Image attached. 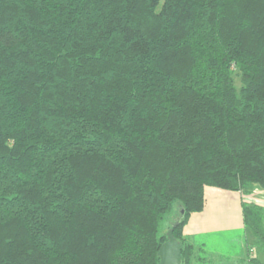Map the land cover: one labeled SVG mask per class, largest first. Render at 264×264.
<instances>
[{
  "label": "trees",
  "instance_id": "trees-1",
  "mask_svg": "<svg viewBox=\"0 0 264 264\" xmlns=\"http://www.w3.org/2000/svg\"><path fill=\"white\" fill-rule=\"evenodd\" d=\"M207 187L264 190V0H0V264H159L170 229L205 264Z\"/></svg>",
  "mask_w": 264,
  "mask_h": 264
},
{
  "label": "crops",
  "instance_id": "crops-1",
  "mask_svg": "<svg viewBox=\"0 0 264 264\" xmlns=\"http://www.w3.org/2000/svg\"><path fill=\"white\" fill-rule=\"evenodd\" d=\"M255 190L244 196L239 191L206 188L203 211L192 214L184 227L185 236L199 249V254L208 240L233 241L242 238L241 232L248 230L243 216V202H256L264 206V190ZM244 249L248 255L249 250L255 247L247 239ZM239 259L242 261V257Z\"/></svg>",
  "mask_w": 264,
  "mask_h": 264
},
{
  "label": "rangeland",
  "instance_id": "rangeland-1",
  "mask_svg": "<svg viewBox=\"0 0 264 264\" xmlns=\"http://www.w3.org/2000/svg\"><path fill=\"white\" fill-rule=\"evenodd\" d=\"M255 189L256 187L253 191L247 194L241 191L239 192L246 196L254 193V191H256ZM178 215L179 207L176 205L173 212L166 214L161 220L160 234L166 233L168 231V226L176 221ZM241 235L242 238L240 240H208L202 247L200 254L199 249L195 246L198 249V254L201 256L200 261L204 262L205 264H247L249 253L248 255H246L244 245L246 244V241L248 239L249 243L253 244V246L255 247L256 256L258 257V260L256 262L254 261L255 264H264V238L257 237L254 232V229L251 226H248V230L246 231V233L241 232ZM261 235H263L264 237V230H262ZM240 257H242V261L241 259H239Z\"/></svg>",
  "mask_w": 264,
  "mask_h": 264
},
{
  "label": "water",
  "instance_id": "water-1",
  "mask_svg": "<svg viewBox=\"0 0 264 264\" xmlns=\"http://www.w3.org/2000/svg\"><path fill=\"white\" fill-rule=\"evenodd\" d=\"M159 264H181V244L173 234V229L168 231V240L159 249Z\"/></svg>",
  "mask_w": 264,
  "mask_h": 264
},
{
  "label": "built area",
  "instance_id": "built-area-1",
  "mask_svg": "<svg viewBox=\"0 0 264 264\" xmlns=\"http://www.w3.org/2000/svg\"><path fill=\"white\" fill-rule=\"evenodd\" d=\"M254 257H256L255 249H250L249 250V258H254Z\"/></svg>",
  "mask_w": 264,
  "mask_h": 264
}]
</instances>
